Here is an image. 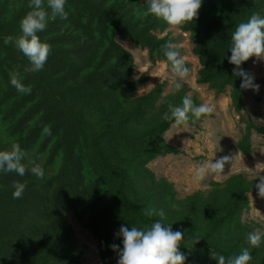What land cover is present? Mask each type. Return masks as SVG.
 <instances>
[{
    "label": "trees",
    "instance_id": "16d2710c",
    "mask_svg": "<svg viewBox=\"0 0 264 264\" xmlns=\"http://www.w3.org/2000/svg\"><path fill=\"white\" fill-rule=\"evenodd\" d=\"M28 5L29 0H0V151L19 143L41 165L44 178L30 171L23 177L0 172V264H85L87 246L79 242L69 213L97 241L102 264H117L111 245L123 248L117 236L122 225L143 229L156 220L185 234L179 248L185 264H216L211 249L225 257L248 249L250 264H264V238L259 247L247 239L262 225L245 219L257 181L236 173L181 198L173 182L149 167L184 153L167 142L174 122L162 117L169 104L181 105L188 87L164 95L165 83H158L138 95L149 76L136 77L134 56L121 41L170 69L162 46L176 39L160 36L170 25L143 16L147 4L141 0H67L68 19H53L47 9V28L38 33L52 46L44 68L26 72L27 57L4 39L21 35ZM253 13L264 17V0H202L197 18L178 26L192 40L200 64L197 83L216 95L230 88L241 120L248 112L245 89L228 57L232 31ZM241 67L251 74L248 61ZM11 71L21 73L31 94L11 85ZM190 98L201 104L197 95ZM210 116L192 123L190 114L188 125L199 126ZM46 125L50 136L43 134ZM253 132L264 135V126L248 119L237 143L244 156L253 154ZM14 181L26 183L20 199L13 198ZM151 209H162L165 217L147 215Z\"/></svg>",
    "mask_w": 264,
    "mask_h": 264
},
{
    "label": "clouds",
    "instance_id": "9594fccd",
    "mask_svg": "<svg viewBox=\"0 0 264 264\" xmlns=\"http://www.w3.org/2000/svg\"><path fill=\"white\" fill-rule=\"evenodd\" d=\"M67 0H29L30 11L20 21L21 35L19 37L7 36L4 44L14 42L15 47L27 57L30 67L26 72H38L44 65L51 52V45L42 42L38 33L44 32L48 25L49 12L55 19H68L69 12L66 10ZM202 7V0H147V8L143 16H155L162 19L170 26H180L194 21ZM166 62L170 65L171 73L178 78L172 84L176 91L182 88L181 81L187 80L190 76V69L186 66L185 58L177 50V45L169 41L162 46ZM228 57L229 63L235 65L233 76L241 78L242 89H254L259 91V85L254 83V77L244 71L241 65L250 58L264 60V17L253 13L246 22L239 23L231 34V45ZM10 83L22 94H31L32 87L25 86L19 71L9 73ZM148 87H152L149 85ZM213 112L212 106L208 104L195 105L190 95L182 98L181 105H168V111L163 114L162 119L173 121L174 126H187L190 114L194 119L192 123L204 116H210ZM44 135H51V126L43 128ZM28 152L21 148L19 143H13L9 150L0 151V172L16 173L23 177L31 172L39 179L44 178V170L35 159H28ZM236 155L223 156L215 161H205L200 164L195 172V178L203 180L208 173L221 176L224 173L225 165L231 163L234 166ZM27 160V163H25ZM264 167V164L257 163L256 170ZM260 183L255 187L261 198H264V176L259 179ZM13 198L20 199L26 189V183L14 181L12 183ZM173 208L176 206L173 205ZM149 216L158 215L165 217V212L160 209L145 210ZM122 238L123 248L117 244L111 245L113 251L118 254L117 264H185L186 257L180 252L181 243L185 242V234L181 231H173L171 224H164L156 220L146 228H131L122 225L117 233ZM264 238V233L254 230L247 234L251 246L259 247ZM197 241L196 243H198ZM211 259L216 264H250L253 257L248 249H243L239 255L225 257L211 249Z\"/></svg>",
    "mask_w": 264,
    "mask_h": 264
},
{
    "label": "rangeland",
    "instance_id": "374dc122",
    "mask_svg": "<svg viewBox=\"0 0 264 264\" xmlns=\"http://www.w3.org/2000/svg\"><path fill=\"white\" fill-rule=\"evenodd\" d=\"M141 2L147 4V0H141ZM167 33L176 39L174 44L180 50L181 56L185 58V62L190 65V76L181 83L188 87L190 97L197 95L201 104L206 103L212 106L213 112L199 126L173 125L166 134V140L184 153L158 158L149 164L150 169L159 178L165 177L173 182L181 198L196 191H206L210 189L211 182H222L236 173H245L250 180L260 183L258 179L264 176V167L256 170L255 166L257 163L264 164V135L253 132V154L250 157L239 152L237 143L243 135L248 119L264 126V60H257L256 57L248 60L250 73L254 77V83L259 85V91L245 89L244 104L248 112L244 120H241L240 114L232 107L230 88L225 93L216 95L215 91L208 88V85L197 83L200 64L193 54L190 35L183 33L178 26H169L160 36ZM121 44L134 56L137 65L136 77L148 73L149 81L139 90L138 95L147 93L158 83H165L164 95L173 91L172 82L178 78L174 77L164 63L152 64L149 61L148 52L134 46L130 41H121ZM149 85L152 87H148ZM234 154L236 155L234 166L232 167L231 163L226 164L223 175L216 176L214 173H208L203 180L195 178L196 169L203 162L215 161L223 156ZM249 198L251 211L245 219L260 223L262 225L260 232L264 233V198L259 196L256 187ZM68 220L74 227L79 242L87 246L85 264H102L97 241L79 225L71 213L68 214Z\"/></svg>",
    "mask_w": 264,
    "mask_h": 264
}]
</instances>
